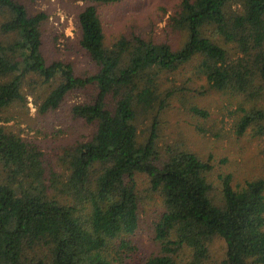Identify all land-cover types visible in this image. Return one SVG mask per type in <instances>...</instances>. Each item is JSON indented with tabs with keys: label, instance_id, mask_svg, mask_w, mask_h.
I'll return each instance as SVG.
<instances>
[{
	"label": "trees",
	"instance_id": "trees-1",
	"mask_svg": "<svg viewBox=\"0 0 264 264\" xmlns=\"http://www.w3.org/2000/svg\"><path fill=\"white\" fill-rule=\"evenodd\" d=\"M74 1L83 5L71 48L95 66L87 74L49 55L47 13L0 0V264H127L154 195L164 206L150 226L159 246L136 264H210L216 238L226 249L216 264H264V178L220 174L218 197L210 160L184 143L160 145L172 108L202 131L211 112L196 98L209 88L244 101L237 135L264 134V0H180L164 38L111 44L102 8L122 0ZM165 74L200 84L171 85ZM26 87L41 114L68 106L90 128L55 152V165L44 140L4 124L8 108L26 106Z\"/></svg>",
	"mask_w": 264,
	"mask_h": 264
},
{
	"label": "rangeland",
	"instance_id": "rangeland-1",
	"mask_svg": "<svg viewBox=\"0 0 264 264\" xmlns=\"http://www.w3.org/2000/svg\"><path fill=\"white\" fill-rule=\"evenodd\" d=\"M28 5L32 12L43 11L48 14L45 29V48L52 59L68 58L72 60L79 72L87 74L94 71L92 64L83 52L71 48L75 37V14L78 6L83 3L74 0H20ZM180 0H122L120 3L102 8V18L105 24L107 42L116 41L122 34L130 35L137 33L147 39L164 38L165 27L175 6ZM188 68V67H187ZM165 81H171L180 86H196L187 84L174 74H165ZM183 76V75H182ZM42 88V86L38 85ZM209 88V86H207ZM32 88L26 87L27 104L8 108L7 115L12 120L4 122L13 126L16 132L33 139L44 140V149L53 157L56 164L55 152L63 145H71L82 133H88L90 128L77 124L70 113L68 106L48 115L39 112L35 103V97L29 92ZM192 91V90H191ZM193 90L191 94H195ZM80 96L70 95L66 105L77 102ZM200 105L207 107L211 117L203 124L202 131L196 124L199 122L184 113V109L172 108L163 115L160 127V145L184 143L188 148L201 155V158L210 160L213 166L209 173L214 183L213 194L221 196L220 174L231 173L233 183L238 184L246 179L257 177L264 178V134L258 132L257 127L252 126L243 135H237L234 127L235 121L242 114L241 107H245L240 96H233L209 88L203 96H197ZM241 99V100H240ZM177 103H174V105ZM141 129L146 126L141 123ZM146 131V130H145ZM145 133V132H144ZM48 140V144L47 141ZM59 165L56 169H61ZM142 177V176H141ZM145 178V177H143ZM141 178V180H143ZM140 180V181H141ZM145 181V180H143ZM141 191L145 194V185H141ZM143 211L144 224L142 229L135 235L138 251L127 259V264H136L142 256L147 255L156 248L158 243L154 241L152 221L156 220L159 212L164 209L158 195L147 198ZM225 243L216 238L211 244L210 264L221 263L225 256Z\"/></svg>",
	"mask_w": 264,
	"mask_h": 264
}]
</instances>
